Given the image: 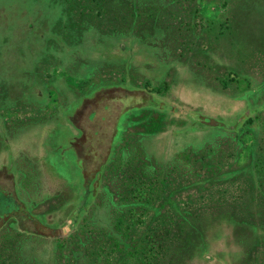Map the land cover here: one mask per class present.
Segmentation results:
<instances>
[{"label":"rangeland","instance_id":"rangeland-1","mask_svg":"<svg viewBox=\"0 0 264 264\" xmlns=\"http://www.w3.org/2000/svg\"><path fill=\"white\" fill-rule=\"evenodd\" d=\"M103 1L0 0V224H16L4 217L17 209L10 215H23L19 224L33 231L18 235L16 264H67L70 249L88 244L84 228L94 241V232L118 239L104 264H116L113 255L118 264L138 263V251L134 260L127 250L141 239L158 249L152 210L141 213L140 202L151 195L154 207L160 199L150 186L146 192L134 167L148 159L166 170L179 151L221 140L238 151L229 147L223 160L234 171L206 193L191 188L169 197L175 207L197 210L184 226L194 246L181 263L264 264L263 198L255 200L261 212L251 223L225 212L253 205L252 188L241 195L236 189L245 180L264 194V155L257 156L264 112L246 125L238 147L199 120L228 124L264 103V85L255 88L264 78V0H200L191 14L166 11L159 26L147 21L128 33L129 8ZM218 189L234 199L218 205L225 213L206 225L211 216L198 215L214 210L207 198ZM77 204L81 214L71 228L67 214ZM85 263L79 256L77 264Z\"/></svg>","mask_w":264,"mask_h":264},{"label":"trees","instance_id":"trees-1","mask_svg":"<svg viewBox=\"0 0 264 264\" xmlns=\"http://www.w3.org/2000/svg\"><path fill=\"white\" fill-rule=\"evenodd\" d=\"M104 2L105 0L102 2V4ZM199 2L200 0H163V3L161 5H157L156 3H151V4L139 6L134 2L129 1V3H127V1L124 0H117L118 4L124 6L125 8L127 7L129 8V11L126 16V27H125L127 31V32L125 31L126 33L131 31L132 28L136 26H138L137 27L138 30L140 28H144L147 21H149L150 23L146 26L149 25H150L149 27H151L152 25L159 26L158 24H160V19L162 18V16H164L163 12L166 11L167 13H165V15L169 17L172 16L173 18L174 15H176V13L181 12L182 9L185 10L186 13L190 12L191 14L192 12H195L198 9ZM137 19H139L140 21ZM262 85H264V78L261 84L256 85L255 87L256 90L257 88H260V86ZM251 92L252 90L249 91V93ZM262 111L264 112V103L259 105L258 107H247L246 112L243 113L242 117L228 124H224L219 121H215L208 118H202V117L199 118V120L205 123L206 125L212 126L220 130L221 132L230 134L231 135L230 138L234 142H236V146L238 147L239 135L241 133H245L250 130L249 128H247L246 125L253 123L255 119L259 118L258 113L259 112L262 113ZM229 147H231L229 153L231 154L233 152H235V154L238 153L234 145H231L230 143H228V141L221 140L212 144L204 145L197 150L184 149L179 151L174 155L171 165L168 168H166V170L155 166L148 159L141 160L140 164L134 167L135 170H138L140 176L139 180L143 181L144 178L145 181L147 182V183L145 182L147 185L146 192H148V189L151 187L150 188L151 192L159 195V199H160V201L156 202L154 207L152 204L155 198L152 197L151 199V195L150 197L144 198V200L140 202L141 213L143 211L144 213L145 211H147L145 209L146 207L152 210L151 223L152 222L153 223L151 224L149 229H152L155 232L158 231L156 233L158 238L156 246H158V249H155L152 245L151 247L146 246L144 244L146 243V240L141 239V241H139V243L136 244L135 247H133V251L129 249L127 250L128 252H131V256L132 258H134V260H136V257H134L136 255L135 253H137L138 251L139 253V255L137 256L138 263L136 264H149L152 262H154L155 264L183 263V262L181 263L180 258L186 255L187 251H190L194 246L193 242L190 240L191 237L187 238L186 236H184L183 234L185 228L184 226L186 222L189 221L188 216L191 215L192 212H195L197 210L194 209L190 211L192 208L190 207L189 211L188 210L185 211L183 208L175 207L173 200L169 199V197L172 196V194L175 192H182L185 190H189L191 188H194L193 190H200L206 193L210 189V187H212V185L221 184L225 179L224 176L234 171L231 168V164H225V161H223L225 159L224 156H226V154H229L226 153L229 150L228 149ZM263 148H264L263 144L258 145L257 147L258 153L255 152L257 153V156L260 155V157H263L264 155ZM240 170L244 171V168ZM175 174H177L176 175L177 177L175 176ZM260 187L261 186H259L258 184L254 185L253 181H250V183L248 180L243 181L242 185H238V188H236L237 192L238 194L241 195L245 192H249L250 189L252 188L251 193L253 198L251 199V201L253 205H250V203L248 202L247 204L229 207V209H226L225 212H229L228 215H230L232 218L240 217L245 219L247 223H251L254 220V217L258 216L259 213L261 212L260 211L261 208H258L254 204L257 200H259L258 197L260 198V200L262 198L264 200V194L262 193ZM223 190L218 189L217 195L215 197H213L212 199L210 197L207 198V202L214 201L213 203L215 205L213 208L214 210L209 211V213L201 212L202 215H198L199 218L205 215L208 217L211 216L210 219L204 222L206 223V225L209 222H211L210 220L212 219L214 220L219 215L221 216V214L225 213L216 210V207L218 205H220L224 200L234 199L232 198L233 196H227V191L225 189ZM202 192L200 194H202ZM128 203L129 205H131L132 200L131 201L128 200ZM208 205L209 204L207 203V206ZM79 206L80 205L77 204V206H75V209L72 212L73 215L71 217L72 219L71 228H74L76 222L79 220V215L81 214V212H78L80 210ZM198 216L196 215V213L193 214V217L197 218ZM241 221L242 219L239 220L238 222ZM89 230L87 228H84L85 231L84 235L88 244H86L82 250L80 249V247H77V249L75 250L70 249L69 251L71 254L70 255L71 261L68 262L67 264H77L79 261V256L80 257L83 256V261L85 262L87 260L88 263L90 264H95L93 262H101V261L104 264V262L109 261V257L112 255L111 253L116 251V248L118 246V242H117L118 239H115L114 235H112L109 232L108 233L94 232V234H91V236L94 235L93 237H95L96 239V241H94L92 237L88 236ZM127 230L128 229L125 227V231ZM23 231H24L23 229L17 227L15 224L7 223V222H3L0 224V250L2 252V254L0 255V264L2 262L8 263L7 259L13 258L14 256L18 258L17 260L15 259L14 261L15 264L18 262H22L19 259V254L17 253L18 251L16 253L14 251H16L17 249L19 250V248H16L19 245L18 235L21 234ZM125 231H123L124 234L122 236L126 238H130V235L127 234ZM89 232L91 233V231ZM24 233L30 234L26 231H24ZM188 233L189 231L186 234ZM116 234H118V232ZM198 236H199V229L198 231L196 230L194 236L196 238L193 239L196 240ZM78 244L83 246L84 241H80L78 242ZM152 250H154V252ZM59 256H63V255L60 254ZM112 259L113 262H116V264H118L119 262L118 255L116 256L113 255ZM59 264H63V261L59 262Z\"/></svg>","mask_w":264,"mask_h":264},{"label":"flooded vegetation","instance_id":"flooded-vegetation-1","mask_svg":"<svg viewBox=\"0 0 264 264\" xmlns=\"http://www.w3.org/2000/svg\"><path fill=\"white\" fill-rule=\"evenodd\" d=\"M5 207H6V206H5ZM18 208H19V206H18ZM71 211H72V210H70V211H69L70 213L67 214V215H68V216H67L68 218H69V216H70L71 214L73 215V213H72ZM11 212H14V214H17V209H16V210H9V211L7 212V214H5L6 216H5L4 218H6V217H7V218H10V216H11V217L15 220V223H16L15 225H16L17 227H20L21 229H25V227H24L22 224H19V221H18L19 218H20V220H21V219H24V216H23V215H20V217H18V216L15 217L14 215H10ZM0 216H1V215H0ZM68 218H67V221L69 220ZM28 223H31V222H28ZM54 224H55V223H54ZM20 225H21L22 227H24V228H22ZM49 228H50L51 230H53V229L55 228V226H54V225H51V226L49 225ZM24 231H26V230H24ZM28 232L32 233L33 231H32V230H29ZM49 237H53V234H52V235L50 234Z\"/></svg>","mask_w":264,"mask_h":264},{"label":"crops","instance_id":"crops-1","mask_svg":"<svg viewBox=\"0 0 264 264\" xmlns=\"http://www.w3.org/2000/svg\"><path fill=\"white\" fill-rule=\"evenodd\" d=\"M69 213V212H68ZM65 216H67V215H65ZM67 218V217H66ZM56 221L54 220V222H52L51 224H50V226L52 225V224H54Z\"/></svg>","mask_w":264,"mask_h":264}]
</instances>
